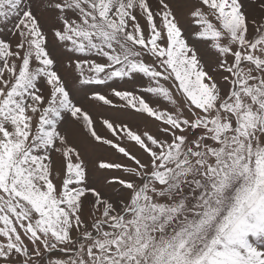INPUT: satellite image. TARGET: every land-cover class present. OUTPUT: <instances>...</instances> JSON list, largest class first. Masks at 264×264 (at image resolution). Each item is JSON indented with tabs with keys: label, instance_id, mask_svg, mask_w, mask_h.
Segmentation results:
<instances>
[{
	"label": "snow or ice",
	"instance_id": "snow-or-ice-1",
	"mask_svg": "<svg viewBox=\"0 0 264 264\" xmlns=\"http://www.w3.org/2000/svg\"><path fill=\"white\" fill-rule=\"evenodd\" d=\"M0 264H264V0H0Z\"/></svg>",
	"mask_w": 264,
	"mask_h": 264
}]
</instances>
